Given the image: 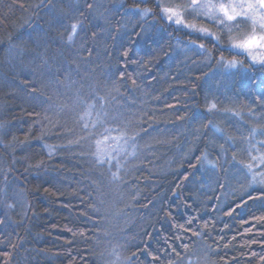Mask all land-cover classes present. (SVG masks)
<instances>
[{
  "label": "trees",
  "instance_id": "obj_1",
  "mask_svg": "<svg viewBox=\"0 0 264 264\" xmlns=\"http://www.w3.org/2000/svg\"><path fill=\"white\" fill-rule=\"evenodd\" d=\"M137 7L152 4L0 0L10 264H261L264 87L218 65L233 58L207 39L154 26ZM107 137L123 151L99 155Z\"/></svg>",
  "mask_w": 264,
  "mask_h": 264
},
{
  "label": "snow or ice",
  "instance_id": "obj_2",
  "mask_svg": "<svg viewBox=\"0 0 264 264\" xmlns=\"http://www.w3.org/2000/svg\"><path fill=\"white\" fill-rule=\"evenodd\" d=\"M137 3L142 5L152 4L151 8L144 7L141 10L137 7L131 11L143 20L156 17L157 19L152 20V25L154 26L158 22H163L165 26L172 28L174 32H185L189 35L196 34L198 38L207 39L221 53L228 51L230 54L245 55L249 62L247 68L237 60L225 59L223 55L217 59V64L225 69L243 72L246 76L248 86L253 90L257 86L264 87V54H257L264 50V0H191L189 6L172 3L171 0H137ZM189 7L192 11L199 10L200 15L216 24L221 30L228 29L231 31L234 24L250 20L252 31L242 37L233 38L227 46L222 45L219 35L205 28H197L194 24L186 22L185 17L190 14L188 11ZM197 18H200L199 15ZM257 25L260 30L259 34L257 33ZM81 27L82 24L80 21H74L72 23L69 40L72 39ZM191 50H194L200 55L207 54V49L203 44H193ZM123 55H128L127 49L123 51ZM211 59L212 57L209 55V62ZM257 70H259L261 78H257L255 75L251 77L247 76L249 71L255 73ZM216 108L217 104L214 100L206 103L205 110L207 112L215 111ZM256 159L264 163V154H260ZM8 208L11 209L12 205L9 204ZM0 223H3V221H0ZM8 247L14 249L16 245L8 244ZM12 255L13 253L11 251L0 250V256L3 257L0 260V264H10ZM257 255L255 252L252 253L253 257ZM259 260L261 264H264V255H260Z\"/></svg>",
  "mask_w": 264,
  "mask_h": 264
},
{
  "label": "rangeland",
  "instance_id": "obj_3",
  "mask_svg": "<svg viewBox=\"0 0 264 264\" xmlns=\"http://www.w3.org/2000/svg\"><path fill=\"white\" fill-rule=\"evenodd\" d=\"M171 2L176 3V4H184L186 6H189L191 3V0H171ZM188 11L190 14L186 15V17H185L187 23L194 24L197 28H205V29L215 33L216 35H219L221 37L220 43L222 45H225V46H227L233 38L242 37V36H244V35H246L252 31V24H251L250 20H248V22H249L251 28L249 29V31L247 33H246L247 28L242 30V31L239 30V27H241V25H243L242 22H240L238 24H234L231 31H229L228 29L221 30L216 24L212 23L211 21L205 19L202 15H200L199 10L192 11L191 8L189 7ZM198 15L200 18H197ZM140 19L142 20L141 17H140ZM259 31H260L259 26L257 25V33L258 34H259ZM224 32L226 34V37L222 36V34L224 35ZM257 54H264V50H262L261 53H257ZM241 56H244L243 57L244 61H247L245 55H240L239 59H241ZM237 61H239V60H237ZM226 70L227 71H233L232 69H226ZM120 143H121V138L115 139L113 137H107L97 144V152L99 153V155H101L105 158L113 157V155H116L117 153H121L123 151L124 143L122 145H120ZM262 144L264 145V141L262 142ZM261 154H264V148L261 151ZM259 162L261 163V161H259ZM262 181H264V179L260 178L259 182L264 184V182H262Z\"/></svg>",
  "mask_w": 264,
  "mask_h": 264
},
{
  "label": "flooded vegetation",
  "instance_id": "obj_4",
  "mask_svg": "<svg viewBox=\"0 0 264 264\" xmlns=\"http://www.w3.org/2000/svg\"><path fill=\"white\" fill-rule=\"evenodd\" d=\"M243 23V25H241V27H239V30L240 31H242V30H244V29H246V33L249 31V29L251 28V26H250V24H249V22L248 21H246V22H242ZM238 29V28H237ZM222 36L223 37H226V34H225V32H224V35L222 34ZM226 54L227 55H229V56H231L234 60H239V62H241V63H243L244 64V66L246 65V67H248V63L249 62H247V61H244V56H241V59H239L240 58V55H236V54H230L228 51H226ZM247 63V64H246Z\"/></svg>",
  "mask_w": 264,
  "mask_h": 264
}]
</instances>
